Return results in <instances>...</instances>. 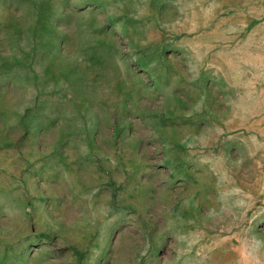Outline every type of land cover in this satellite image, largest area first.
<instances>
[{"label": "rangeland", "instance_id": "obj_1", "mask_svg": "<svg viewBox=\"0 0 264 264\" xmlns=\"http://www.w3.org/2000/svg\"><path fill=\"white\" fill-rule=\"evenodd\" d=\"M0 264H264V0H0Z\"/></svg>", "mask_w": 264, "mask_h": 264}]
</instances>
